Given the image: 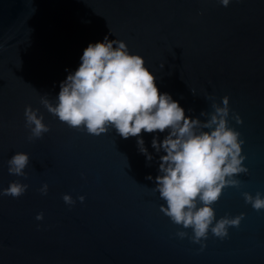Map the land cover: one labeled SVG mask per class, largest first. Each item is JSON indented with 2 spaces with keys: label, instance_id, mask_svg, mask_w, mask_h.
I'll use <instances>...</instances> for the list:
<instances>
[{
  "label": "water",
  "instance_id": "water-1",
  "mask_svg": "<svg viewBox=\"0 0 264 264\" xmlns=\"http://www.w3.org/2000/svg\"><path fill=\"white\" fill-rule=\"evenodd\" d=\"M106 34L140 53L186 114L206 119L200 113L213 110V99L229 97L248 171L213 205L217 217L245 213L226 237L209 230L201 248L176 235L182 226L161 211L147 179L158 172L156 133L140 134L148 161L135 136L70 127L40 102L45 93L55 102L66 69ZM29 104L50 126L31 140ZM16 151L30 154L26 176L8 172ZM13 180L28 188L16 197L0 191V264H264V209L242 195L264 193V0H0V189Z\"/></svg>",
  "mask_w": 264,
  "mask_h": 264
},
{
  "label": "clouds",
  "instance_id": "clouds-1",
  "mask_svg": "<svg viewBox=\"0 0 264 264\" xmlns=\"http://www.w3.org/2000/svg\"><path fill=\"white\" fill-rule=\"evenodd\" d=\"M219 3L228 6L231 0H219ZM66 71L55 102L47 93L40 97V102L60 121L96 135L115 129L124 138L135 136L138 150L148 161L153 159V153L140 134L142 130L156 133L151 143L160 153L158 172L155 177L149 173L147 179L155 180L153 190L164 201L161 211L182 226L177 229L178 237H188L203 248L209 230L224 238L229 226L240 224L245 213L217 217L213 206L223 188L238 185V174L248 171L243 163L244 141L239 130L229 125L227 95L221 102L212 100L211 112L201 111L200 115L206 119L186 114L178 100L159 90L145 58L130 50L125 40L110 39L107 34L102 40L90 41L78 66ZM24 117L30 140L50 130L43 113L30 104L25 105ZM234 119L242 122L239 114H234ZM157 130L166 132L162 139ZM29 161L28 152H14L7 160L8 172L26 176ZM48 187L45 181L39 191L46 194ZM27 188V183L13 180L0 191L16 197ZM242 195L254 209H264V193L260 190L255 194L244 191ZM62 198L69 205L76 202L70 193H64ZM78 199L82 202L85 196L80 194ZM43 217V212L36 213L37 220ZM189 228L191 234L186 231Z\"/></svg>",
  "mask_w": 264,
  "mask_h": 264
}]
</instances>
